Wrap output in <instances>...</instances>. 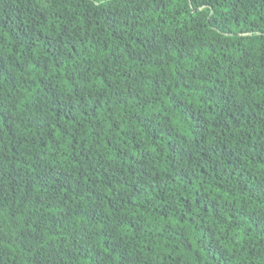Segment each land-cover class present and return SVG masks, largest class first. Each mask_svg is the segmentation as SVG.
I'll return each instance as SVG.
<instances>
[{"label":"trees","instance_id":"16d2710c","mask_svg":"<svg viewBox=\"0 0 264 264\" xmlns=\"http://www.w3.org/2000/svg\"><path fill=\"white\" fill-rule=\"evenodd\" d=\"M0 264H264V0H0Z\"/></svg>","mask_w":264,"mask_h":264}]
</instances>
